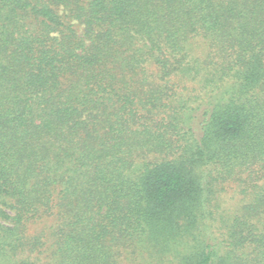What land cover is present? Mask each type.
<instances>
[{"label":"trees","instance_id":"16d2710c","mask_svg":"<svg viewBox=\"0 0 264 264\" xmlns=\"http://www.w3.org/2000/svg\"><path fill=\"white\" fill-rule=\"evenodd\" d=\"M0 264H264V0H0Z\"/></svg>","mask_w":264,"mask_h":264}]
</instances>
